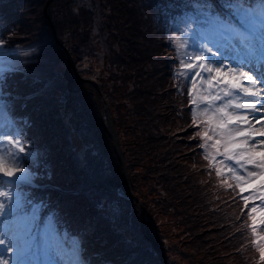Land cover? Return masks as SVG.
<instances>
[{
  "label": "rangeland",
  "instance_id": "374dc122",
  "mask_svg": "<svg viewBox=\"0 0 264 264\" xmlns=\"http://www.w3.org/2000/svg\"><path fill=\"white\" fill-rule=\"evenodd\" d=\"M166 1L161 5V21L155 25L150 18V24L161 31L159 54L172 61L177 128L186 131L189 124L193 126L197 144L204 149L203 153L199 151L205 165L203 168L222 186L218 194L227 200L226 210L230 212H226L228 215L232 212L234 227L240 229L229 237L231 247L225 253L229 255L217 257L214 262L264 264V223H261L264 219V205L261 203L264 201V148L257 146L258 141L252 142L250 135L251 132L259 135L261 131L254 128L257 127L256 117L250 119L245 110L239 114L233 108L224 107L230 100L233 103L249 102L247 99L238 100L245 98L243 93L235 98L223 95L229 89L235 93L242 87H248L242 77L235 75L243 71L240 70L242 67L225 62L212 63L223 61L221 56L229 46L233 47L230 59L235 60L237 48L232 40H227L226 45L229 46L224 48V42L221 44L211 39L210 44H217L215 48L220 46L224 52L218 51L217 54L200 37L204 33L209 37L213 32L219 33L214 25L220 21L216 12H209L200 19L195 16L193 7L187 4L182 7L180 0H175V3ZM82 3L89 9L93 7L90 0H13L8 9L14 14L6 22L0 20V41H3L0 45V67L8 69L4 73L5 78L0 80V124L4 132L13 130L20 133L0 136V154L11 153L15 163L24 170L17 174L28 177L13 184L9 177L0 174V193H7L20 205L13 217H0L6 221L0 223V230L14 232L21 248L31 252L23 234L26 220L35 242L39 236L42 242L40 264H50L55 258L59 261L74 260L78 264H129L128 257H132L133 262L138 258L139 264H151L150 253L155 251H150V247L154 246L143 235L137 206L121 192L122 164L113 141L104 137L105 131L100 124L101 119H105L102 116L103 98L113 107L136 87V77L125 75L123 63L110 68L114 51L117 58H124L114 33L116 22L124 27L123 15L114 12L116 21L108 19L107 24L103 17L105 13L101 12L102 6L95 5L94 21L99 25L89 31L90 21L85 22L80 17L81 24L75 22L77 15H81L82 10L78 14L76 11L83 8ZM67 10L69 14L65 16ZM171 16L183 19L174 27ZM234 18H240L238 12ZM77 28V32L85 29L79 40L74 35ZM230 31L234 30H227ZM88 32L90 40L79 42ZM260 36H264V30L256 38L259 40ZM110 41H113V46ZM75 48H78L80 57ZM202 48L211 51L202 53ZM8 52L14 54L8 56ZM201 54L208 57L209 67L220 69L212 72L210 83L208 72L186 67L190 63H198L193 58ZM101 71L112 80L108 88L95 81L96 74ZM197 72L200 75H196ZM218 90L219 98H215ZM112 112L115 121L114 110ZM14 114L21 120L16 127L18 117ZM184 117L185 127L182 125ZM193 135L190 133L191 137ZM123 139L124 132L120 137L121 143ZM9 140H19L24 151L11 147ZM183 158L188 160L187 156ZM5 166L11 167L7 163ZM61 190L67 193L63 194ZM0 202L5 203L6 208L13 203L3 196H0ZM166 219L165 216L156 217L153 223L148 219V225L157 236L162 251L169 248L167 254L173 246L172 239L166 235L169 229ZM41 222L45 225L39 232ZM48 226L49 230L44 233L43 228ZM74 236L80 241L79 247L74 245ZM164 238L167 239L165 242L162 241ZM172 253L175 256V252ZM17 255L15 248L5 253L9 264H17ZM25 256L23 260H32L29 255ZM180 259L169 258L174 260L173 264H190L188 258L182 257V263Z\"/></svg>",
  "mask_w": 264,
  "mask_h": 264
},
{
  "label": "trees",
  "instance_id": "16d2710c",
  "mask_svg": "<svg viewBox=\"0 0 264 264\" xmlns=\"http://www.w3.org/2000/svg\"><path fill=\"white\" fill-rule=\"evenodd\" d=\"M180 1L182 7L186 4L193 7L195 16L200 19L205 18L209 12H216L220 21L215 22L214 25L215 28L217 26L221 28L224 25L222 31L216 28L221 33L220 37H223V41L230 38L228 36L225 38L223 34L228 35L232 32L238 35L244 34L243 29L232 19V16H236L237 10L230 8L228 6L230 4L239 3L252 11L254 23H245L241 16L235 18L241 25H245L244 27L257 28L259 27L258 22L261 23L258 13L262 8V0ZM12 2L13 0H0V20L8 21L10 15L14 14V11L8 9ZM133 2L135 3L131 0L114 2L98 0L96 3L95 0H90L93 7L89 9V6L82 3L83 8H78L76 11L78 14L82 10L81 15H77L78 20L75 22L81 24L79 18L82 17L85 22L90 21L91 26L87 27L89 31L97 28L99 22L94 21L95 5L102 6L101 12L105 13L103 17L107 24L109 20L116 21L117 17L113 15L114 12L123 15L124 27L116 22L117 27L114 33L119 41L116 40L120 47L119 50H122L124 55L121 56L124 58H117L114 51L110 68L123 63L125 75L136 77V83L134 82L136 87L126 94L125 99L120 100L118 105L112 107L109 101L108 103L114 110L119 136L121 137L124 132L121 145L130 173L132 191L140 198L147 219L151 223L156 221V217H167L165 222L168 223L169 229L166 235L172 239V251L175 252V256L172 251L166 254L169 248H164L167 264L174 263V260H169L170 257H181V263L183 257L188 258L190 264H220L219 261L214 262L215 258L229 255L225 254L231 247L229 237L234 236L240 229L234 227L232 212L227 214L230 212L226 210L227 200L218 194V189L222 186L202 166L199 156V151L201 152L202 149L197 144L196 136L193 135V126L189 124L186 131L177 128L176 110L173 103L176 86L172 85L171 81L172 61L159 54L158 37L161 31L156 30L150 24V18L155 25L161 21L162 18L159 15L162 12L161 5L167 1L134 0ZM170 2L175 3V0H170ZM106 8L109 10L107 11ZM111 12L112 14L109 15ZM144 13L147 19L144 18ZM68 14L67 10L64 15L68 16ZM182 19L181 17H170L174 27L178 26ZM70 22L73 20L71 19ZM261 24L264 25V23ZM230 29L234 31L227 32ZM77 31L78 28L74 35L79 40L85 29ZM215 34L216 32H213L211 37ZM88 35L89 32L79 42L87 40ZM206 36L204 34L205 38ZM220 37L214 38L220 40ZM110 45L113 46V41H110ZM74 51H78V48ZM76 53L80 57L79 51ZM96 79V83L105 85L107 88L112 81L103 71L96 74ZM84 81L89 85H94L91 81ZM185 121L186 118L182 121L183 126ZM103 134L105 138H109L105 132ZM194 151L196 153H193ZM184 156H187L188 160H184ZM121 192L123 193V190ZM135 214L134 212L133 216ZM242 216L243 214L239 218V223H241ZM240 227L243 230V227ZM165 240L167 239H162L164 242ZM150 251H155L150 253L151 264H162L156 249L150 247ZM128 258L129 264L140 262L138 258H135L134 262L132 257Z\"/></svg>",
  "mask_w": 264,
  "mask_h": 264
},
{
  "label": "snow or ice",
  "instance_id": "6c2138e0",
  "mask_svg": "<svg viewBox=\"0 0 264 264\" xmlns=\"http://www.w3.org/2000/svg\"><path fill=\"white\" fill-rule=\"evenodd\" d=\"M230 8H234L237 10L238 14L241 16V19L246 22L254 23L255 21L252 20V11L248 8H245L242 4H230L228 5ZM259 17L261 18V23H264V0H262V8L261 11L258 13ZM251 26V25H250ZM260 46H257V38L255 35V31H250L244 41H242L243 52L245 55V59L242 62H238L240 67H248L249 71L255 72L256 75H249L247 72H237L235 75H238L243 78L244 81L247 82L248 87H242L235 93L229 89L223 92L224 96H232L238 97L240 93H243L244 96L250 97L251 99L247 103H233L230 100L227 104L224 105L225 108H233L236 109H243V110H250L251 112H257L264 109V104H261L260 109L257 108V103L264 97H262V93L257 85L264 86V36L259 37ZM3 41H0V45H2ZM182 47V45H181ZM203 53L205 51L210 52V49H200ZM215 56V53H212ZM198 63H190L186 65L188 68H200L204 71L209 73V83L211 82V74L213 71L219 72L220 69H213L208 66V57L201 54L193 58ZM212 63H223V61H212ZM8 71V69L0 67V80H3L4 73ZM196 75H200L199 72ZM227 87V86H226ZM220 92L218 90L217 96L215 98H219ZM214 98V99H215ZM211 107V105H209ZM220 109H217L219 111ZM259 122V120H257ZM250 127L252 125H249ZM239 127V126H237ZM264 127V125H262ZM3 125L0 124V136L3 135H20L19 132L9 130L8 132H4ZM8 144L15 148L19 152H23V146L20 144L19 140H9ZM227 151V146H226ZM231 159V157H227ZM10 164L11 167H6L5 165ZM239 164V161H236ZM243 167V165H240ZM24 170L19 167L15 163V160L12 158L11 153L8 154H0V174L3 176L9 177V182L13 184H17L21 181L26 180L28 177L26 175H18L17 173H23ZM219 174V172L217 173ZM235 174V173H233ZM0 196H3L6 200H12L13 203H10L6 208L5 203L0 202V217L8 216L13 217L16 213V209L19 208V201L14 200L13 197H10L7 193H0ZM264 205V201L261 202ZM254 210V209H253ZM264 210V209H262ZM261 223H264V219H262ZM24 228V236L27 237V242L29 244V248L36 247L35 236L32 234V229L30 224L25 220L23 224ZM255 231V229H253ZM0 264H9V261L2 258V254L11 252L13 248L17 249L18 255L15 257L17 264H24L22 260V256L28 251V249L21 248L19 243L17 242V236L11 230L9 231H0ZM57 264H78L77 261L68 260V261H58Z\"/></svg>",
  "mask_w": 264,
  "mask_h": 264
},
{
  "label": "water",
  "instance_id": "95a60500",
  "mask_svg": "<svg viewBox=\"0 0 264 264\" xmlns=\"http://www.w3.org/2000/svg\"><path fill=\"white\" fill-rule=\"evenodd\" d=\"M104 110L107 111V117L108 118H107V120H104V119L101 120L102 121L101 122V126L108 133L109 137H111L113 139L114 148H115V150L117 152V155L119 157V160H120V162H121V164L123 166V176H122V179H121V181H122L121 183L127 185L128 194L132 198H134L132 196L133 194H132V192L130 190V184H129V179H128V171H127V168H126V165H125V161H124V158H123V151H122V148L120 146V140H119V137H118L115 125H114V118L112 116V113L109 111V107L107 105L104 106ZM140 220H141L142 228L144 229V232H145L146 236H148V238H150L153 241L155 247L160 252V255L162 257L163 262H165L164 257H163V253H162L159 241H158V238L148 228V225H147V222H146V217L144 215V208L143 207H140Z\"/></svg>",
  "mask_w": 264,
  "mask_h": 264
},
{
  "label": "bare ground",
  "instance_id": "6f19581e",
  "mask_svg": "<svg viewBox=\"0 0 264 264\" xmlns=\"http://www.w3.org/2000/svg\"><path fill=\"white\" fill-rule=\"evenodd\" d=\"M252 155H250V157H251Z\"/></svg>",
  "mask_w": 264,
  "mask_h": 264
}]
</instances>
